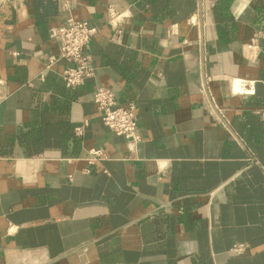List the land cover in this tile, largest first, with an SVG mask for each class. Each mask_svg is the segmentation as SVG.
<instances>
[{"label": "crops", "instance_id": "1", "mask_svg": "<svg viewBox=\"0 0 264 264\" xmlns=\"http://www.w3.org/2000/svg\"><path fill=\"white\" fill-rule=\"evenodd\" d=\"M70 17L98 28L74 89ZM100 86L134 99L133 151ZM0 264H264V0H0Z\"/></svg>", "mask_w": 264, "mask_h": 264}, {"label": "built area", "instance_id": "2", "mask_svg": "<svg viewBox=\"0 0 264 264\" xmlns=\"http://www.w3.org/2000/svg\"><path fill=\"white\" fill-rule=\"evenodd\" d=\"M63 2L67 9L73 6V0H59ZM128 17L127 12L120 11L110 5L107 8V24L112 28L114 36H119L122 32V25ZM193 22V21H192ZM98 31V28L91 26L85 20H76L72 17L68 18L62 25L55 27L51 31V37L56 40L59 48L57 60H62L66 64L62 71V79L69 88H77L93 75L94 69L91 66L90 59L86 54L87 47L91 38ZM261 32H258L250 39V44L255 45ZM51 58V61H55ZM206 82V81H205ZM249 82L240 79L236 82L237 90L234 92H247ZM205 84L202 85V90ZM93 104L97 110L104 126L119 136H123L129 151H133L135 145L140 140L137 129L136 119V103L134 99L127 98L121 101L115 92L108 87L100 86L96 88L93 94ZM86 121L76 128L77 134L83 132ZM104 158V154L100 149H90L86 161L89 165H94ZM168 205H162L159 211H167ZM247 249V245L243 243H235L231 251L235 253H243Z\"/></svg>", "mask_w": 264, "mask_h": 264}]
</instances>
